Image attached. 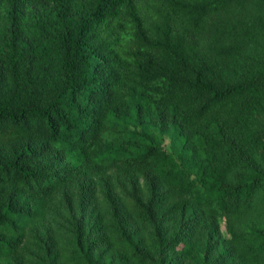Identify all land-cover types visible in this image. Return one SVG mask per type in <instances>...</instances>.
Masks as SVG:
<instances>
[{"label": "trees", "instance_id": "obj_1", "mask_svg": "<svg viewBox=\"0 0 264 264\" xmlns=\"http://www.w3.org/2000/svg\"><path fill=\"white\" fill-rule=\"evenodd\" d=\"M0 264H264V0H0Z\"/></svg>", "mask_w": 264, "mask_h": 264}, {"label": "rangeland", "instance_id": "obj_2", "mask_svg": "<svg viewBox=\"0 0 264 264\" xmlns=\"http://www.w3.org/2000/svg\"><path fill=\"white\" fill-rule=\"evenodd\" d=\"M162 146H163L164 149L169 150V141H168V137H166V136L163 137Z\"/></svg>", "mask_w": 264, "mask_h": 264}]
</instances>
